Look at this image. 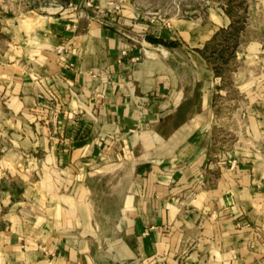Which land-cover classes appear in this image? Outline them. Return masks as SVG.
<instances>
[{"label": "crops", "instance_id": "crops-1", "mask_svg": "<svg viewBox=\"0 0 264 264\" xmlns=\"http://www.w3.org/2000/svg\"><path fill=\"white\" fill-rule=\"evenodd\" d=\"M107 2L8 30L0 264H264V0L246 2L226 118L201 50L230 5L161 19L163 0Z\"/></svg>", "mask_w": 264, "mask_h": 264}, {"label": "rangeland", "instance_id": "rangeland-1", "mask_svg": "<svg viewBox=\"0 0 264 264\" xmlns=\"http://www.w3.org/2000/svg\"><path fill=\"white\" fill-rule=\"evenodd\" d=\"M85 0H83L84 2ZM96 1V0H95ZM248 0H163V10L161 12V19L169 15H185L192 11H205L208 7H216L220 4L230 5V13L238 20L240 23L238 26L241 29L233 37H229V40L224 38L219 39L218 46H224L229 43L231 46L236 44L235 57L230 58L228 63L222 65L223 72L220 76L227 88L231 91L229 94L220 96L221 108L219 109L222 117H227V114H233L238 107H240L237 102L240 100L239 94L233 89L235 82L237 80V72L239 71V63L236 60V53L239 46L242 44V36L245 33V27L248 23V17L245 15L247 12L245 10ZM262 1V0H261ZM61 0H0V53L5 52L8 49V39H9V28L13 22L17 19H22L24 16L31 15L34 13L45 14L50 11L51 8L56 7L60 4ZM85 3V2H84ZM248 7V6H247ZM83 10L87 8L82 6ZM89 9V8H88ZM246 12V13H245ZM262 15V14H261ZM262 16H255V18ZM257 19V20H258ZM253 20V19H252ZM238 37V38H237ZM228 56V53L225 54ZM212 66V65H211ZM232 119V117H229ZM233 122H228L229 126H232Z\"/></svg>", "mask_w": 264, "mask_h": 264}, {"label": "trees", "instance_id": "trees-1", "mask_svg": "<svg viewBox=\"0 0 264 264\" xmlns=\"http://www.w3.org/2000/svg\"><path fill=\"white\" fill-rule=\"evenodd\" d=\"M239 21H235L229 28L221 30L215 38L210 41L201 53L207 59V61L212 65L213 69L217 76H222L223 66L228 63L229 59L235 57L236 44L234 43L231 46L229 43L224 46L219 47L218 40L224 38L225 40H229V37H233L235 39V35L241 29L239 25ZM238 38V37H237ZM228 53V56L225 54Z\"/></svg>", "mask_w": 264, "mask_h": 264}, {"label": "built area", "instance_id": "built-area-1", "mask_svg": "<svg viewBox=\"0 0 264 264\" xmlns=\"http://www.w3.org/2000/svg\"><path fill=\"white\" fill-rule=\"evenodd\" d=\"M84 2H85V3H84V6H85L86 8H92V7H94L95 0H85ZM107 3H108L109 6H115L113 0H108ZM72 6H73L75 9H77L79 18H83V17L85 16V10H83L82 8H79L78 4H72ZM115 7L118 9L117 6H115ZM158 20H159V21H162V23H163L164 25H166V26H170L169 21H166V20H160V18H158ZM153 22H155V20H153ZM124 54H125V52H124ZM233 163H234V162H233Z\"/></svg>", "mask_w": 264, "mask_h": 264}]
</instances>
